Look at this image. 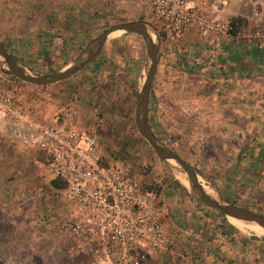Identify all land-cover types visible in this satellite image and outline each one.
<instances>
[{
    "label": "rangeland",
    "instance_id": "374dc122",
    "mask_svg": "<svg viewBox=\"0 0 264 264\" xmlns=\"http://www.w3.org/2000/svg\"><path fill=\"white\" fill-rule=\"evenodd\" d=\"M87 1L90 7L97 8L90 14L105 20H100V25L96 26L70 28L74 35L82 33L87 37L73 42L68 50H63L64 43L49 44L51 28L40 24L44 18H50L49 6L48 2V7L43 6L41 16L38 0H15L8 4L11 10L6 13L11 25H5V19L0 20V37L27 73L51 74L74 63L86 46L110 26L129 21L123 14L128 15L131 10L130 20L148 23L154 41L161 42L158 69L150 92L149 125L159 143L195 167L201 184L211 192L205 176L217 173L209 170L211 153H216V148L212 150L208 146L209 141L215 142L210 137L215 124L200 121L203 117L199 107L200 95L209 92L200 91L199 76L194 71L184 74L183 68L178 67V52L175 54V43L167 41L172 39L166 25L151 13L145 0H116L112 4L102 0ZM102 8L104 13H101ZM118 8L122 15L118 14ZM149 65L143 36L114 32L95 60L69 79L53 84H32L6 73L7 65L0 57V68H3L0 86L23 103L37 108L41 104L43 107L45 102L54 108L74 105L77 126L96 137L104 161L126 167L140 185L157 191L159 198L164 191L179 190L183 203L186 198L208 207L214 215L217 209L200 201L191 186L185 184L188 176L182 167L171 160L160 159L140 132L138 99ZM17 146L0 134V264L1 261L6 264H92L89 258L65 252L64 244L71 241L65 222L71 216L72 207L62 197V187L50 173L46 157L31 152L32 157ZM252 201L246 204L249 209L264 213V195H256ZM224 221L239 227L228 216ZM238 229L252 237H264V228L260 232ZM192 241V236L187 235L180 242L190 244ZM174 256L177 262L193 263L196 259L194 250L182 249ZM250 263L258 264L252 257Z\"/></svg>",
    "mask_w": 264,
    "mask_h": 264
},
{
    "label": "crops",
    "instance_id": "0c3cea01",
    "mask_svg": "<svg viewBox=\"0 0 264 264\" xmlns=\"http://www.w3.org/2000/svg\"><path fill=\"white\" fill-rule=\"evenodd\" d=\"M14 1L0 0V20L5 19L3 23L7 26L11 25L6 13L11 9L7 5ZM106 1L112 4L116 0H102ZM201 1L211 17L237 19L247 30L264 26V7L258 6L255 0ZM47 2L50 18H44L40 24L51 28L49 44L64 43L63 50L87 37L82 33L74 35L70 28L96 26L103 20L90 14L97 8L90 7L87 0H38L41 16ZM257 10H262L260 16L255 15ZM101 13H104L103 8ZM120 13L119 9L118 14L122 15ZM131 13L129 10L128 15L123 16L132 21ZM167 29L172 39L167 41L175 43V54L178 52V67L183 68L184 74L194 71L199 76L200 91L209 92L199 98L203 117L200 121L215 124L210 136L215 142L209 141L208 146L212 150L216 148V153H211L209 170L217 173L204 175L211 184L208 193L218 201L251 208L246 204L253 202L256 195H264V41L245 35L204 38L195 29L177 36L172 29ZM15 59L21 64L19 58ZM38 107L45 117H51L56 109L48 102ZM0 134L18 144L13 136L1 131ZM17 148L29 155L39 152L24 150L19 144ZM176 191H164L159 198L162 220L168 226L172 245L151 256L145 264H251V257L258 264H264V237H252L227 224L222 212L217 214L215 210L212 215L208 207L186 198L183 203L179 190ZM187 235L192 236L193 241L182 244L181 239ZM182 249L194 250L195 262H177L174 254Z\"/></svg>",
    "mask_w": 264,
    "mask_h": 264
},
{
    "label": "built area",
    "instance_id": "2783aa9c",
    "mask_svg": "<svg viewBox=\"0 0 264 264\" xmlns=\"http://www.w3.org/2000/svg\"><path fill=\"white\" fill-rule=\"evenodd\" d=\"M145 1L177 36L195 29L204 38L245 35L264 41V28L247 30L230 18L211 17L201 0ZM255 1L264 7V0ZM76 115L74 105L63 104L45 117L0 86V131L24 150L44 153L71 204L65 252L92 264H145L172 243L158 192L140 185L123 165L104 161L96 137L77 126Z\"/></svg>",
    "mask_w": 264,
    "mask_h": 264
},
{
    "label": "water",
    "instance_id": "95a60500",
    "mask_svg": "<svg viewBox=\"0 0 264 264\" xmlns=\"http://www.w3.org/2000/svg\"><path fill=\"white\" fill-rule=\"evenodd\" d=\"M148 23L144 21H126L122 23H117L110 26L97 38L93 39L82 52L81 56L74 61L71 65L65 67L64 69L57 71L55 73L46 75H33L27 73L23 68L19 66L17 61L11 56L7 48L5 47L1 37H0V57L4 60L7 68L4 69L6 73L12 74L24 81L30 82L37 85H47L57 83L70 77L74 76L77 72L89 65L93 60H95L101 52L107 46L110 36L118 31L123 30L130 33H137L143 36L147 42V53L150 58V65L147 70L146 78L144 84L139 93L138 99V125L140 132L147 139V141L152 146L156 155L165 161L174 160L178 163L183 171L187 174L191 190L193 194L199 198L200 201L206 205L215 208L222 212L228 217H233L239 220L247 222H256L261 227L264 228V213H259L246 207L238 206L235 204L221 202L211 197L205 187L201 184L199 180V174L195 168L185 161L179 154H177L172 149L159 143L158 139L155 137L148 121L149 115V100L150 92L152 88V83L158 69V58L159 51L161 48V42H155L152 38ZM155 29V28H154ZM156 31V29H155Z\"/></svg>",
    "mask_w": 264,
    "mask_h": 264
},
{
    "label": "bare ground",
    "instance_id": "6f19581e",
    "mask_svg": "<svg viewBox=\"0 0 264 264\" xmlns=\"http://www.w3.org/2000/svg\"><path fill=\"white\" fill-rule=\"evenodd\" d=\"M121 32H123V30L116 31V33H121ZM151 36L154 39V34L153 33L151 34ZM171 162H173L174 164L176 163V161H174V160H171ZM185 184L187 186H190L189 180L186 177H185ZM229 218H230V221L233 224H235V225H237V226H239L241 228H248V229H251V230H254V231H257V232L261 231L262 230L261 228H263L256 222H247V221L239 220V219H236V218H233V217H229Z\"/></svg>",
    "mask_w": 264,
    "mask_h": 264
},
{
    "label": "trees",
    "instance_id": "16d2710c",
    "mask_svg": "<svg viewBox=\"0 0 264 264\" xmlns=\"http://www.w3.org/2000/svg\"><path fill=\"white\" fill-rule=\"evenodd\" d=\"M234 22H237V19H232ZM57 183H58V186L60 187H63V184L59 181V180H56ZM221 213V212H220ZM222 214V213H221Z\"/></svg>",
    "mask_w": 264,
    "mask_h": 264
}]
</instances>
